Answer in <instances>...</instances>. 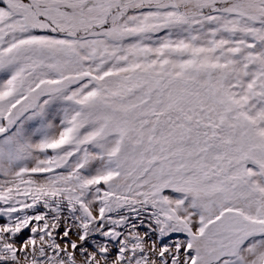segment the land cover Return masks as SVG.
<instances>
[{
  "label": "snow or ice",
  "instance_id": "6c2138e0",
  "mask_svg": "<svg viewBox=\"0 0 264 264\" xmlns=\"http://www.w3.org/2000/svg\"><path fill=\"white\" fill-rule=\"evenodd\" d=\"M0 264H264V0H0Z\"/></svg>",
  "mask_w": 264,
  "mask_h": 264
}]
</instances>
